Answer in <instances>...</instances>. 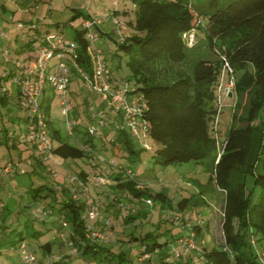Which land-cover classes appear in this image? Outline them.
<instances>
[{"label":"trees","instance_id":"trees-1","mask_svg":"<svg viewBox=\"0 0 264 264\" xmlns=\"http://www.w3.org/2000/svg\"><path fill=\"white\" fill-rule=\"evenodd\" d=\"M130 1L134 5L135 17L133 20L125 21V26L130 28L131 33L125 35L124 32L123 40L103 34L99 25L95 27V31L98 36H108L111 40V47H113L110 53H107L110 55V61L115 62L112 65H108L107 56L102 48L104 60L110 69V77L107 78V82L111 89L117 88V86H112L113 69L114 71L119 69L123 60L131 71V75L127 77V82L124 84V86L127 85L125 92L139 100L141 114L138 119L144 123L146 138H150L156 144L154 150L144 147L145 150L152 152L149 161L153 165L166 167L189 161L198 164L211 157L217 146L213 128H215L217 115L220 113L217 94L221 84V59L223 57L227 58L226 60L229 61L234 73L242 70L238 78L233 73L235 83L231 92L232 97L234 93L239 98L242 92L255 91L253 98L249 100L246 117H238L234 115L235 113L233 114V125L228 129L222 142V153L220 156L217 153L207 166L211 180L225 195L221 226L224 243L216 247L207 240V245L200 241L198 245L200 252L195 256L203 264H264L257 259V255L252 254V251L248 249V240L246 239L249 237L251 242L255 240L257 244L264 242V0H203L194 6L190 0ZM82 17L89 19L90 15L83 14ZM30 29L38 31V28L32 24L29 25L28 31ZM193 29L197 35L200 30V35L203 36L201 39L207 47L216 48L219 42H224L223 54L214 51L218 55L215 54V58L198 56L193 61L189 74L179 73L169 82H161L153 74H146V66L155 61L181 64L183 60H187L191 49L186 48L182 33ZM84 32L85 29L82 27L74 32L73 40L70 41L75 46L69 53L76 65L92 78L90 43L84 37ZM49 34L51 33L42 32L40 36L30 35L27 37L22 48L25 49V52L30 51L28 58L32 56L31 53L46 42L43 39ZM36 41L38 44L34 47L33 43ZM13 67L8 70L4 69L8 73V78H11L15 72ZM71 73L81 80L75 71H71ZM53 93L56 92L46 87L44 94L41 95V110L46 115V122L50 128L49 137L53 142V148L50 151L53 156L75 161L88 158L89 151L96 153L108 149L111 154L117 148L130 160L142 152L135 148L133 140V137L139 139L142 136H134L129 129L122 126L112 127L109 140H106L103 130L92 134L89 124L94 119L93 114L89 117L86 125L78 122L75 116L76 123L71 138L77 141V144H71L69 136L61 135V132L55 129L50 122L49 107H51ZM3 98L5 97H0V101ZM98 112L94 114L99 115ZM67 113H70V109L67 110ZM71 113L76 115L75 109ZM24 122H26V118L23 119V126ZM8 134L0 137L1 144L15 148L21 143L25 147L24 151L30 152L29 158L35 159L32 165L29 163L31 169H23L22 174L41 175L45 172L49 158L47 161H43L35 145L23 141L18 142L14 138L9 139ZM99 140L103 142V147L106 146L104 142L109 144V147L99 148L101 147V144L98 143ZM108 163L116 169L112 174L113 183L110 189L115 193L123 191L131 201L144 203L146 199H152L162 208H167L170 212H177L174 215L170 214L172 219L175 215L183 214L184 211H187L188 205L192 204L194 197L192 195L174 203L170 202L164 190L152 193L147 185L138 184L132 175L131 167L125 168L122 163L117 166L112 162ZM82 174L84 173H79L76 178L86 185L87 180L81 177ZM55 177L57 175L54 176V181L60 183L55 180ZM249 178L252 181L251 188L247 185ZM59 185L55 188L50 185H42L22 191V193L29 194L31 199L36 201L35 203L39 202L48 209H52L58 220L62 218L68 223L65 232L66 239L58 248L63 245L72 254L56 258L50 264H69L72 259L79 257L84 261L92 262V264H106L107 262L112 264L113 256L119 257L118 259L121 260L122 255L112 252L109 246L86 238V225L81 218L85 212V205L81 198H74V193L78 189L77 183L72 185L74 191L70 187ZM15 188L10 194L14 192ZM57 188L61 189L59 190V199L55 192ZM12 196L1 208L2 218L0 216V219L3 220L0 221V248L10 245L19 250L25 243V237L36 238L39 231L30 233L26 230L16 231L11 226L12 221L8 226H5L4 221L11 214L8 212L7 206L9 200L13 199ZM111 198L112 200L113 198L117 199L118 196ZM35 203H31V205ZM110 205L113 206L111 203ZM125 213L122 221L125 224H130L136 219H140V215L145 217L149 210L133 207L132 209L127 208ZM58 220L42 217L41 221L55 223L59 222ZM100 223L104 226L102 222ZM24 225L27 228V222ZM200 227L201 225L193 224L191 228L200 234ZM61 231L64 230L59 223L55 234ZM11 233H14L13 235L17 236V239L13 240ZM205 235L203 233L201 236ZM157 237L156 232H148L144 237L133 233L128 240L124 241L127 245L131 243L138 247L135 252L138 258L141 255H148V257L157 255L159 264H193L191 260L181 263L178 261V257H173L172 250L178 245L176 243L178 238L173 242L174 246L173 244L168 245L167 241L161 243ZM51 246L52 242H46L40 243L38 247L48 257L52 253ZM189 257L192 256L189 255ZM148 260L150 261L149 258Z\"/></svg>","mask_w":264,"mask_h":264},{"label":"rangeland","instance_id":"rangeland-1","mask_svg":"<svg viewBox=\"0 0 264 264\" xmlns=\"http://www.w3.org/2000/svg\"><path fill=\"white\" fill-rule=\"evenodd\" d=\"M203 0H190V3L197 5ZM4 6H1L0 3V57L3 61V67L0 68V74L4 72V69H10L13 65L7 63V67L4 68V59L5 56L2 54L4 50L7 52L13 53L12 49L15 48L16 42L11 40V43L6 41V31H9L10 34L8 38H12L17 32H26L29 29V25L37 27L39 31L47 30L48 33H55L60 31L61 34L67 40H73L74 32L79 30L82 27L83 23V14H89L94 19H99V26L103 28V31L107 33L109 37H116L114 32L112 20H109V17L113 16L118 19V21L125 22L127 19H134L135 12L133 9V3L130 0H50L39 1V0H22V5L16 3L14 0H3ZM196 11L197 8H195ZM81 14V15H80ZM20 24L23 28L17 27ZM58 24V25H57ZM4 26V27H2ZM58 26V28H57ZM4 31L5 33H2ZM29 31L35 32L33 29ZM23 33V34H24ZM32 33V34H33ZM196 34V44L189 53L187 60H183L181 64H174L170 61H155L154 63L146 66V74H153L154 77H157L161 82H169L179 73L185 72L189 74L191 72L193 61L196 60L198 56L203 57H214L217 55L214 51H218L220 54H223L222 47L225 43L219 42L218 45L213 48L207 47L203 42L200 34V30ZM21 34V33H20ZM126 33L125 35H127ZM22 35V34H21ZM26 36V34H24ZM22 35V39L23 36ZM35 35V34H33ZM107 36V37H108ZM104 36H98L90 44L89 50L93 48H102V43L111 44V40ZM22 41V40H21ZM23 43V41H22ZM19 44V43H17ZM34 47L37 46L38 42H34ZM216 54V55H215ZM12 56L11 54H9ZM18 56V55H17ZM108 65L113 63L110 61V55L107 54ZM218 56V55H217ZM17 60V61H16ZM31 59L26 60V55L19 53V56L15 62H20L25 67L29 66ZM125 60L120 63V68L115 70V76L119 80V86L123 87L127 82V77L131 75V71L124 64ZM242 70L236 71L235 77L240 76ZM74 74V72H73ZM70 75V82L68 89L64 93V96L60 92L53 93V99L51 100L50 111V122L52 123L55 129H58L61 132V135L66 136L68 129L71 125V121L76 116L77 121L86 125L89 117L93 114L94 119L89 124L92 127H100L99 130H103V133L106 135V140H109L111 136V129L115 125L122 126L125 129H128L126 124L121 120V113L116 107V104L112 105L110 100L103 99V94L97 93V91H91L84 82L78 80L76 75ZM228 80V74L225 73L224 81H222V86ZM8 87L9 84H13L10 81L6 82ZM221 83V81H220ZM219 83V84H220ZM255 91L250 90V92H242V94L237 97V94L234 93L233 97H229L224 91L218 93L217 98L220 107V113L215 120V125L213 128L215 136L217 138V146L214 149L211 157L204 160L200 163L195 162H186L184 164H172L166 167L161 165H153L149 159L152 152L145 150L143 145L144 143L148 144L152 150H154L156 144L150 138H134L135 148L142 150L139 155L133 156L130 160L126 158V155L121 152L119 149H114V153L110 154L108 149L109 144L103 147V142H98L101 144V148L104 150L99 152L89 151L88 158L82 160L76 159L73 160H62L51 154V157L47 161V169L41 175H24L20 171L21 168L25 170H30L34 162V158H29L28 152L24 151L25 147L23 144H19L17 148H9L6 145L0 144V167L6 165L8 162L17 163L20 162V168L17 171L12 170L10 174H6L4 179L0 176V199L2 202H6L9 199V192L13 191L12 186L16 187L12 202L13 205V214H11L8 219H6L5 226L12 221V227L16 231L26 230L27 232L39 231L37 237H25L24 242L27 244L28 248L34 255L37 264H50L52 260L61 257H67L66 255H71V251L67 248H64L61 245L62 240L55 234L56 229L59 227V222H50L44 223L42 216L38 208L36 207V201L32 200L29 194L22 193V191L29 188L40 187L42 185H50L53 188L59 186H66V188H73L72 181L73 178H76V175L83 172L85 179L87 180L88 191L90 195L95 197L97 204L100 206L101 215L103 217L109 216L113 218L116 222L113 226L101 225L99 222L96 225V229L101 233L104 239L101 241V244L104 246H109L114 253L122 255L121 260L119 257L113 256L112 264H155L157 262V255H141V262L137 259L135 252L138 247L134 244L127 245L124 240H128L129 236L133 233L144 237L148 232H156L158 241L161 243L167 241L168 245L175 244L173 243L178 236L184 235L189 229L183 228L179 229L178 225H174L172 220V215L177 212H170L167 208H162L160 204L155 203L152 199H149L152 206L148 203L131 201V199L123 191L111 190L112 174L116 170L108 162H112L115 166L122 163V165L127 168L131 167L133 171L132 175L135 177L136 181L140 185H147L152 193L159 192V190H164L167 196L170 199V202H177V200L182 198H188V196H194L192 199V204L188 205L187 211L183 213L188 215V223L201 225L200 234L197 232L194 233V242L196 245L200 244V241H203L205 245L207 242H211L216 247L223 245L224 237L222 230L223 223V212L225 207V195L220 189L215 186V183L211 180V174L207 170V166L210 164L211 159L220 152L222 148V142L224 141L225 135L228 132V129L233 125V114L238 117H243L247 114V110L250 104V99L253 98ZM8 95H11V89L8 88ZM15 99L12 101L14 107V117L19 121L8 122L5 121L3 125H7L10 129L9 131H18L19 128L23 127V119L25 117L23 110H20L17 105L18 97L14 96V93L11 95ZM9 98V97H8ZM63 103H67V109H70L68 116L66 115ZM74 106V108H72ZM75 109L76 115H72V111ZM103 113L105 116L102 118L104 125L100 123L101 118L94 114L95 112ZM103 111V112H102ZM117 111V112H116ZM118 118L116 117L117 115ZM2 127V125H1ZM69 142L71 144H77L73 138L69 137ZM101 155V158L99 155ZM30 163V165H29ZM59 181L57 183L54 181ZM104 179L106 183L104 185H98L97 179ZM71 182V183H70ZM252 181L248 179V187L251 188ZM61 190L58 188L57 191ZM56 192V191H55ZM114 193V194H113ZM22 194L21 196H19ZM58 194V192H56ZM117 197V199L111 197ZM16 201V202H15ZM31 203H35L32 204ZM113 204V206L110 205ZM109 205V206H108ZM123 205V206H122ZM126 208H123L125 207ZM133 207H139L141 209H148L149 213L140 219H136L133 223L125 224L122 220L125 212L128 209ZM18 211V213H16ZM168 211V213L166 212ZM2 215V209H0V216ZM181 215V214H179ZM2 218V216H1ZM53 219V218H52ZM26 220V221H24ZM56 221V220H55ZM25 222H27V228L25 227ZM180 223L184 226L186 223L183 220H180ZM61 231V234L65 233ZM206 234L202 237V234ZM11 233V238L17 239V236ZM256 237V236H254ZM248 240V249L251 250L252 254L257 255V259L261 262H264V242L257 244L255 240L251 242ZM207 240V242H206ZM199 241V242H198ZM46 242H52V253L50 256H45L42 253V249L38 246ZM10 243V242H9ZM203 247V245H202ZM195 251L190 250L188 253L179 255L178 261L185 262L191 260L193 264H203L202 261L198 260L195 256ZM192 256V257H189ZM150 261L148 260V258ZM192 258V259H191ZM155 261H153V260ZM175 259V258H174ZM148 260V261H147ZM69 262V261H68ZM0 264H23L21 260L20 251L16 247L8 246L0 248ZM25 264V263H24ZM69 264H92L90 261H84L83 258H74L69 262ZM106 264H109L108 262Z\"/></svg>","mask_w":264,"mask_h":264},{"label":"built area","instance_id":"built-area-1","mask_svg":"<svg viewBox=\"0 0 264 264\" xmlns=\"http://www.w3.org/2000/svg\"><path fill=\"white\" fill-rule=\"evenodd\" d=\"M109 20H112L111 23L114 25V32L116 33V37L118 40H123L124 35V24L120 23L116 17H109ZM99 19H94L90 16L89 19H84L82 28L85 29L84 37L91 44L94 39L98 36V33L95 31V27L98 24ZM17 27L22 29L23 27L18 24ZM195 29L190 30L188 32H183L182 37L186 43V48L192 49L196 44V34ZM46 41L44 44L40 45L35 52L32 53V56L29 66L25 67L20 62H15L14 69L15 72L8 78L7 72L5 71L0 76V97H6L8 95V85L6 82L13 83L18 88V100L17 105L20 110H23L26 118V122H24L23 128H20L16 133H9L7 137L14 138L18 142H28L30 145H35L37 152L41 155V159L43 161H47L48 158L51 157L50 149L53 148V142L49 137V125L46 122V115L41 110V95L44 94V90L46 87H49L51 91L60 92L61 95L64 96V93L67 90L69 85V77L71 71H75L81 80H83L85 86H87L91 91H97V93L103 94V99L110 100L111 104H116L118 108L117 111L121 113L122 120L130 130V133L134 136H142V138L147 137V133L145 132L144 123H142L138 118L141 114V107L138 105L139 100L132 95H127V85L123 87H117L114 90L111 89L109 83L107 82V78L110 77V69L104 60L102 48H93L90 50L92 66H93V77L87 75L86 72L82 70V68L76 65V62L73 60L70 55V51L74 49V43L65 39L64 36L60 32L51 33L46 38L43 39ZM7 51H5V56H7ZM227 58L221 59L222 61V77L221 84L218 87L219 93L224 91L228 95V93L232 92L233 86L235 83L234 80V72L233 68L230 65ZM225 73L228 74V80L223 84ZM65 106V112L67 113V103H63ZM101 120L100 123L104 125L102 118L105 116L103 113L98 115ZM71 125L68 129L66 136L71 137L73 135V127L76 123L73 119L71 121ZM100 127H90V132L92 134L98 133ZM143 147L150 150V147L146 143H144ZM222 153V149L220 150L218 156ZM19 163L16 165L8 162L6 165L0 167V176L4 179L6 174H10L14 168L19 169ZM23 172V168L20 170ZM129 173V172H128ZM73 184L78 185V189H76L74 193V198H81L85 205V212L81 217L85 221L86 225V238L90 241L101 242L104 237L101 233H99L96 229V224L98 222H102L105 225L113 226L116 222L113 218L109 216L103 217L101 215L100 206L97 204L94 197L90 195V191H88V186L80 182L78 178H73L71 180ZM71 183V182H70ZM98 185H104L106 181L104 179H97ZM15 187L12 186V190ZM58 190V188H57ZM57 199H59L60 192L57 191ZM9 196H12L10 192ZM144 203H148L152 206L149 199H146ZM4 202L0 203V209L4 206ZM36 207L38 208L40 215L43 218H53V220H58V217L53 214L52 209H48L43 204L36 203ZM174 221V225H178L179 229L187 228L189 229L187 233L178 237L176 243L178 245L176 248L172 250L173 257H178L179 255H183L188 253L191 249L195 251L196 254H199V247L194 242V230L192 223H188V215L181 214L175 215L172 219ZM180 220H183L186 225L180 223ZM59 223L61 224L63 230L68 227V223L60 218ZM58 236L62 241L66 239V234L61 232H57ZM21 254V260L24 264H37L35 263L36 259L30 249L28 248L26 243H23L21 248H19ZM263 257H264V253Z\"/></svg>","mask_w":264,"mask_h":264},{"label":"crops","instance_id":"crops-1","mask_svg":"<svg viewBox=\"0 0 264 264\" xmlns=\"http://www.w3.org/2000/svg\"><path fill=\"white\" fill-rule=\"evenodd\" d=\"M13 1V0H12ZM16 3H20L21 5H22V0H14ZM39 1H41V0H39ZM42 1H46V2H48V1H50V0H42ZM0 3H1V6L3 5L4 6V4H2V3H4L3 2V0H0ZM134 6V5H133ZM88 14V13H87ZM89 15V14H88ZM130 19V18H129ZM129 19H127V20H125V21H128ZM130 20H132V19H130ZM122 24H124V32L125 33H131V31H130V28H128V27H126L125 26V22H121ZM2 27H4V26H2ZM112 29H114V27L112 28ZM102 30H103V28H102ZM37 32H38V34H37ZM43 32H47L48 33V31L47 30H43ZM2 33H5L4 31H2ZM24 35V34H26V36L24 35L23 36V39H22V35ZM17 32L16 34H14L13 35V37L12 38H8V36H9V34H10V32L9 31H6V41L8 42V43H11L10 41L11 40H13V41H15L16 42V45L17 46H15V48L14 49H12V51H13V53H10V52H8L7 53V56H5V51L6 50H4V53L2 54L3 56H5V59H4V68L5 67H7V63H9V64H11V65H13L14 66V63H12L13 61H15V59H17L18 58V56H19V53H21V54H24V55H26V60H27V58L29 57V54H30V51L29 52H25V49H23L22 47L24 46V44H25V40L27 39V37L28 36H30V35H32L33 37H37L38 35L40 36V34H42V31L40 32L39 31V29H38V31H36V32H34L33 33V31H28V33H24V32ZM24 33V34H23ZM35 34V35H33V34ZM103 34H107V33H105L104 31H103ZM108 38V37H107ZM23 41V43H22V41ZM17 43H19V44H17ZM102 48H103V52H105V55H107V53H110V51L113 49V47H111V44L109 43V44H104V43H102ZM9 54H11L12 56H10ZM32 54V53H31ZM18 55V56H17ZM29 59V58H28ZM17 61V60H16ZM12 66V67H13ZM114 66V65H113ZM3 67V61H2V59H1V57H0V68H2ZM5 71V70H4ZM2 74H0V76H1ZM112 79H113V81H112V86L114 87V86H117L118 88L120 87L119 86V83H118V79L116 78V76H115V71H114V69H113V77H112ZM9 87H10V89H11V95L14 93V96H16L17 97V87L14 85V84H9ZM8 87V88H9ZM9 96V95H6V97L5 98H3V100L2 101H0V137L1 136H4L5 134H8V133H10L11 131H9L10 129L7 127V125H3V123L5 122V121H8V122H13V121H17V125L19 124L18 122L20 121L19 119V121L16 119V117H14V111H12V109H13V107H14V104L12 103V101L15 99L13 96ZM9 97V98H8ZM117 112V111H116ZM116 115H117V113H116ZM118 116L119 115H117L116 117L118 118ZM1 125H2V127H1ZM7 131V132H6ZM15 131V130H14ZM15 132H17V131H15ZM1 144V143H0ZM14 148V147H13ZM15 148H17V147H15ZM26 152H28V154L30 155V152L29 151H26ZM99 157L101 158V155H99ZM62 160H65V159H62ZM65 161H68V160H65ZM13 164H15V163H13ZM18 166L19 167H21L20 166V163L18 164ZM14 171H17V168H14L13 169ZM11 173V172H10ZM84 175L85 174H82L81 175V177H83L84 179H85V177H84ZM16 189V188H15ZM2 201H1V199H0V203H1ZM16 202V201H15ZM13 205H15L14 204V202H12V199H10L9 200V205L7 206L8 208H9V210H8V212H10L11 214H13V212H14V210H13ZM7 212V213H8ZM10 214V215H11ZM1 220H3V219H0V221ZM137 259L139 260V262H141V260H142V258H138L137 257ZM153 260V259H152ZM153 261H155V260H153ZM149 264H153V263H149ZM155 264H159L158 262H156Z\"/></svg>","mask_w":264,"mask_h":264},{"label":"water","instance_id":"water-1","mask_svg":"<svg viewBox=\"0 0 264 264\" xmlns=\"http://www.w3.org/2000/svg\"><path fill=\"white\" fill-rule=\"evenodd\" d=\"M228 96L231 98V97H232V94L229 92V93H228Z\"/></svg>","mask_w":264,"mask_h":264}]
</instances>
